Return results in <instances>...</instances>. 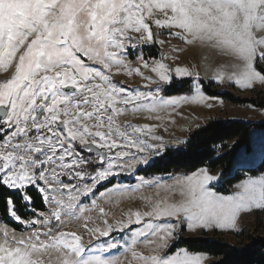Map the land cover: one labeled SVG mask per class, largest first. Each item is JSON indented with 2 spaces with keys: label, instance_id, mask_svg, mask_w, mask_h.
<instances>
[{
  "label": "snow or ice",
  "instance_id": "obj_1",
  "mask_svg": "<svg viewBox=\"0 0 264 264\" xmlns=\"http://www.w3.org/2000/svg\"><path fill=\"white\" fill-rule=\"evenodd\" d=\"M171 39L239 62L231 73L217 71V83L264 88V0H0V188L8 191V215L30 233L17 236L0 221V264H122L103 255L117 244L93 245L92 239L134 224L143 226L126 252L136 264H204V254L183 248L162 258L135 246L139 241L156 253L185 231H236L242 213L264 210V174L236 185L234 195L219 196L208 188L218 177L207 169L175 180L165 189L170 195L145 198L147 211L109 222L99 208L102 226L78 208L81 196H94L120 171L147 164L143 153L163 147L155 126L122 123V117L144 112L160 119L152 114L211 99L201 91L199 73L192 97L162 98V86L173 82L166 56L138 55L139 66L132 67L134 50ZM118 74H135L147 81L143 87L157 88L129 90L113 80ZM174 74L194 75L183 67ZM33 191L47 211L35 207ZM17 199L32 216L18 214ZM160 220L167 222L154 223ZM80 221L82 232L63 230Z\"/></svg>",
  "mask_w": 264,
  "mask_h": 264
},
{
  "label": "rangeland",
  "instance_id": "obj_2",
  "mask_svg": "<svg viewBox=\"0 0 264 264\" xmlns=\"http://www.w3.org/2000/svg\"><path fill=\"white\" fill-rule=\"evenodd\" d=\"M155 31V29H154ZM168 31V30H163ZM175 31V30H173ZM164 39V37H160ZM180 48L183 51L173 52L172 48ZM132 51V50H130ZM138 55H143L145 59L151 60L156 58L159 60L161 56L168 57L164 60L171 69H173V82L171 86L164 85L160 91V96L164 99L172 97H192L194 95L193 84L196 81V73H199V84L201 91L207 97L211 99L202 102H193L188 100L187 102H181L176 106L166 107L164 110L152 114L158 115L160 119L145 118L149 116L148 113H140L136 116L126 115L121 118V122H130L136 125H151L155 126L153 135H157L163 138L164 144L159 151L150 150L143 153L148 159L147 164H136L132 169L120 171L118 175L110 178L109 181L104 182L95 192L94 196H81L77 201L78 208L83 207L88 209L85 212L86 216L91 217L92 221H95L96 225L102 226V217L99 215V208L109 214V222H112L113 218L125 217L129 211H147L150 208V204L145 198H151L152 201L160 199L165 195H170L165 191L166 187L172 186L175 180L183 178L185 176L172 177L170 175L155 174L147 175L146 169L150 167L156 158L163 155L169 149L183 150L184 146L188 142L189 136L206 126L211 120L223 119L230 121H242L250 122L254 124H264V88L256 86L255 90H241L234 84L225 82L223 84L217 83L213 78L217 71H223L226 74L233 71L232 65L239 63L233 60L231 57L218 54L212 49L201 48L199 46H188L183 44L177 39H171L163 46L159 44L145 45L143 48H137L129 55V59L133 62L132 67H138L137 62ZM176 67L187 68L194 75L192 77L176 78L174 69ZM144 75L153 76L149 70H144ZM6 75V74H5ZM3 76H0L2 79ZM113 80L117 84H121L129 90L138 89L140 91H149L157 88L155 84H149L147 88L143 87L147 81L143 80L140 76L135 74L132 77L118 74L113 76ZM180 81H190L181 93H174V88L182 86ZM210 86V89L214 93L231 94L233 97L240 100H254L261 106H241L223 100L220 97L209 96L204 87ZM169 88V90H168ZM171 91V93H169ZM151 144H159L158 141H148ZM264 160V130L253 132V141L250 151H243L238 159V164L235 167L236 171H242L243 169H259L260 164ZM207 169L209 174L218 177L217 180L212 181L208 188L210 191L216 193L219 196L234 195L238 190L236 185L240 184L245 179L252 177H258L264 174V170L257 175L246 174L245 178L232 186H226L229 194L224 195L219 193L218 188L222 187L221 183V169L211 170ZM200 170V169H199ZM198 170V171H199ZM196 171V172H198ZM195 172V173H196ZM245 174V171H242ZM142 181H148L150 183L145 184ZM159 181L161 187H156L155 182ZM67 182V181H66ZM139 186V187H138ZM102 188V190H101ZM159 193V196H157ZM103 194V195H101ZM57 198H60L58 195ZM67 199V195L63 197ZM96 200V207H93L92 200ZM173 199H179V196L173 197ZM8 220L15 222L9 215ZM0 221H4L0 216ZM6 222V221H5ZM166 220L154 221L157 224H165ZM7 223V222H6ZM83 221L79 223H71L68 227L64 228V231H83L80 227ZM8 224V223H7ZM9 225V224H8ZM10 226V225H9ZM20 231L16 230L12 226L11 228L16 230L17 236L21 234L26 238L30 233L26 230L24 225H21ZM143 225H132L131 228H126L123 232H113L108 237H100L92 239V244L102 243H115L117 248L111 249L108 252L103 253L106 258H119L122 264H136L132 260L131 253L126 252V249L131 245L133 239V232L139 230ZM236 231H220L210 230L207 232L198 230L195 233L185 231L178 237L177 240L171 242V246L167 249H162L156 253H153L152 246L143 243H137L135 250L142 252L144 255L157 254L160 257H167L174 255L178 250L176 249L171 253L173 246L183 238H202L211 241L225 242L236 249H243L249 247L254 242L264 239V210H253L249 213H242L238 219ZM85 243H88L89 236L85 234ZM180 249V248H179ZM185 249V248H183ZM187 250V249H186ZM189 252V251H188ZM191 253V252H190ZM196 254V253H193ZM204 254V253H201ZM206 259L204 264H211L216 261L204 254Z\"/></svg>",
  "mask_w": 264,
  "mask_h": 264
},
{
  "label": "trees",
  "instance_id": "obj_3",
  "mask_svg": "<svg viewBox=\"0 0 264 264\" xmlns=\"http://www.w3.org/2000/svg\"><path fill=\"white\" fill-rule=\"evenodd\" d=\"M182 86L174 88V93L183 91L190 81H180ZM169 90V88H168ZM209 96L220 97L223 100L241 106H261L254 100H240L230 93H214L210 86L204 87ZM171 93V91L169 92ZM262 107V106H261ZM264 124H254L242 121H230L223 119L211 120L206 126L193 132L184 146L183 150L169 149L163 155L155 159L153 164L146 170L147 175L163 174L172 177L190 176L199 169L208 168L211 170L221 169L222 187L218 188L219 193L228 195V186L240 182L246 174L257 175L264 170V160L259 169H243L236 171L238 159L243 151H250L253 132L263 131ZM102 190V188H101ZM8 191L0 188V216L10 226L20 231L21 225L8 220L6 208V197ZM35 207L47 211V207L33 191ZM18 214L28 218L33 214L28 211L19 199H17ZM185 248L191 253H204L216 261L211 264H264V239L254 242L249 247L236 249L235 247L221 241H211L202 238H183L171 249Z\"/></svg>",
  "mask_w": 264,
  "mask_h": 264
},
{
  "label": "bare ground",
  "instance_id": "obj_4",
  "mask_svg": "<svg viewBox=\"0 0 264 264\" xmlns=\"http://www.w3.org/2000/svg\"><path fill=\"white\" fill-rule=\"evenodd\" d=\"M77 232H82V231H79V230H78Z\"/></svg>",
  "mask_w": 264,
  "mask_h": 264
}]
</instances>
